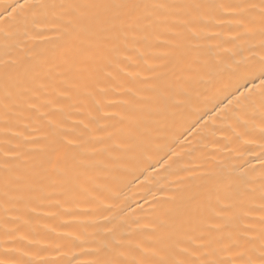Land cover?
<instances>
[{
	"label": "bare ground",
	"instance_id": "1",
	"mask_svg": "<svg viewBox=\"0 0 264 264\" xmlns=\"http://www.w3.org/2000/svg\"><path fill=\"white\" fill-rule=\"evenodd\" d=\"M262 30L264 0H0V264H262Z\"/></svg>",
	"mask_w": 264,
	"mask_h": 264
},
{
	"label": "snow or ice",
	"instance_id": "2",
	"mask_svg": "<svg viewBox=\"0 0 264 264\" xmlns=\"http://www.w3.org/2000/svg\"><path fill=\"white\" fill-rule=\"evenodd\" d=\"M89 7H95V8H102V9H108V8H112V7H116V8H123V9H132L135 8L136 5L133 4H129V3H120V4H95V5H89ZM261 46L264 47V30H262L261 32ZM257 79H259L260 84V95L262 98H264V62H262L261 65V70L259 73V76L257 77ZM254 91V89H249V92ZM262 264H264V261H262Z\"/></svg>",
	"mask_w": 264,
	"mask_h": 264
}]
</instances>
